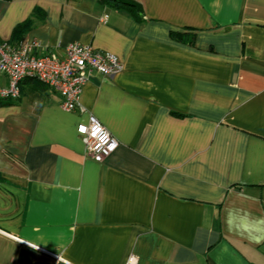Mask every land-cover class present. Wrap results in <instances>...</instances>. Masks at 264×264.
<instances>
[{
  "label": "crops",
  "instance_id": "0c3cea01",
  "mask_svg": "<svg viewBox=\"0 0 264 264\" xmlns=\"http://www.w3.org/2000/svg\"><path fill=\"white\" fill-rule=\"evenodd\" d=\"M0 0V42L125 70L81 106L33 78L0 105V264H264V0ZM17 32L18 29H20ZM8 78L0 74V87ZM118 140L103 163L79 124Z\"/></svg>",
  "mask_w": 264,
  "mask_h": 264
},
{
  "label": "built area",
  "instance_id": "2783aa9c",
  "mask_svg": "<svg viewBox=\"0 0 264 264\" xmlns=\"http://www.w3.org/2000/svg\"><path fill=\"white\" fill-rule=\"evenodd\" d=\"M124 70L116 55L77 42L65 46L62 54L45 53L37 40L0 42V74L9 80L7 87H0V99H19L22 83L33 78L60 95L63 110L74 111L81 106L84 86L95 74L112 77ZM77 131L96 162L103 163L119 147L118 140L95 116L79 124ZM30 247L50 257L53 264H71L61 254ZM138 263V256L131 254L125 264Z\"/></svg>",
  "mask_w": 264,
  "mask_h": 264
},
{
  "label": "trees",
  "instance_id": "16d2710c",
  "mask_svg": "<svg viewBox=\"0 0 264 264\" xmlns=\"http://www.w3.org/2000/svg\"><path fill=\"white\" fill-rule=\"evenodd\" d=\"M104 3H108L110 5H112L113 7L117 8V9H124L129 11L134 17H136L137 19H140V14H141V8L140 6L131 1V0H101ZM20 29L17 30V32H19ZM3 102H1L0 99V105Z\"/></svg>",
  "mask_w": 264,
  "mask_h": 264
}]
</instances>
